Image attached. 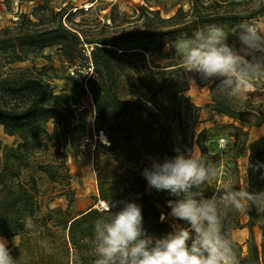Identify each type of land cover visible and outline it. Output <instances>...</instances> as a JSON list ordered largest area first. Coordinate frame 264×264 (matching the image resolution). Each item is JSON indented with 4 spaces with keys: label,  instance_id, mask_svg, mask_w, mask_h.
Masks as SVG:
<instances>
[{
    "label": "trees",
    "instance_id": "1",
    "mask_svg": "<svg viewBox=\"0 0 264 264\" xmlns=\"http://www.w3.org/2000/svg\"><path fill=\"white\" fill-rule=\"evenodd\" d=\"M23 1H19L17 8ZM248 2L192 0L187 9L180 5L167 17L161 16L155 6L140 5L134 19L143 22L129 28L117 22L113 8L108 16L112 29L103 33L102 26L89 37L79 22L64 24L65 20L71 21V7L52 10L49 17L37 20L20 9L15 12L16 19L21 16L19 24L1 29L0 51L6 52L5 65L24 61L54 46L62 64L74 65L81 59L82 45L92 44V70L85 84L94 105L93 129L108 139V144H102L103 156L95 158L97 198L104 204L136 202L141 206L148 233L161 237L172 231V222H161L160 215L170 212L167 200L173 197L148 188L142 171L152 159L162 161L178 152L187 154L196 147L218 169L217 177L201 188L205 197H211L217 188L264 191V168H248V160L250 165L264 164V136L248 141V130L243 127L264 123V111L240 96H221L217 92L218 80L201 81L196 77L197 85L209 88L212 110L232 119L223 125L233 129V140L220 160L219 155L208 151L205 143L210 129L195 130L200 122L199 107L187 95L190 82L172 47L178 38L190 37L211 24L224 27L230 43L232 27L241 22L253 23L264 14V1L255 8L249 7ZM42 3L36 0L32 8ZM14 28L17 31H10ZM161 55L169 60L161 64L153 59ZM43 57L51 60L49 54ZM47 67L45 64L40 68H8L7 74L0 73V126L5 134L17 137L12 145L0 142V236L7 240L10 254L19 264H95L94 224L107 213L93 205L65 218L58 216L60 207L42 210L37 180L31 173L24 174L32 165L31 152L53 147L60 154L64 144L77 149L79 131L89 124L86 120L73 122L74 109L65 101L66 94L53 91L45 74ZM68 77L76 84L72 76ZM49 121L51 131L47 128ZM245 155L246 173L241 183L238 159ZM35 167L51 181L67 185L65 159L36 163ZM72 193L69 189L61 192L67 195V206L73 201ZM122 206L120 203L112 211H119ZM245 214L244 224L230 219L224 223L231 236L236 228L247 229L245 253L242 244L233 239L236 259L238 264H264V217L255 208ZM26 218H31L33 228L25 227ZM255 225L261 231L260 244L254 236ZM17 235L20 241L14 245L11 238ZM24 251H28V258L21 257Z\"/></svg>",
    "mask_w": 264,
    "mask_h": 264
},
{
    "label": "clouds",
    "instance_id": "2",
    "mask_svg": "<svg viewBox=\"0 0 264 264\" xmlns=\"http://www.w3.org/2000/svg\"><path fill=\"white\" fill-rule=\"evenodd\" d=\"M231 34L239 47L229 44V32L216 24L198 29L190 37L184 35L172 45L190 83L196 77L218 80L217 92L228 98L255 91V81L264 79V32L241 22ZM249 167L259 171L264 164L250 165L248 160ZM217 175L216 165L194 150L162 161L152 159L142 176L149 189L173 197L167 200L170 212L160 215L161 222L171 217L172 231L161 237L150 235L139 204L106 202L103 211L107 215L94 224L95 264H238L234 240L224 221L230 211L244 213L255 208L264 213V191L217 188L211 197H205L202 186ZM120 203V210L113 212ZM25 227H34L31 218H26ZM0 264H19L2 236Z\"/></svg>",
    "mask_w": 264,
    "mask_h": 264
},
{
    "label": "rangeland",
    "instance_id": "3",
    "mask_svg": "<svg viewBox=\"0 0 264 264\" xmlns=\"http://www.w3.org/2000/svg\"><path fill=\"white\" fill-rule=\"evenodd\" d=\"M19 1L18 0V4ZM43 3L37 8H31L29 13L32 15L30 18L32 20H37L36 18H47L50 16L51 11H56L60 7H65L73 10L71 15V21L65 20L64 24L73 25L74 22L80 23V28L84 30L87 36H94L95 32H98L102 26H105L103 33H107L112 28H110V20L108 16L114 8V17L121 26L125 28L134 27L141 24L143 21L135 20L134 16L139 12L138 6L146 5L159 8L160 14L163 17L171 15L178 6H182L183 9H187L190 6L192 0H95L90 7H86L90 0H40ZM264 0H249L248 6L251 8L257 7L260 2ZM16 0H0V33L3 28H13L18 25L21 16L18 19H14L15 10L19 11L15 5ZM82 8L75 11L77 8ZM17 8V9H16ZM23 10V8H22ZM62 23L64 17H62ZM256 27H258L262 32H264V14L258 16L254 21H252ZM235 27L231 28V32ZM14 32L17 29H11ZM8 34V32L6 33ZM229 44H235L239 47V42L236 37L231 35ZM92 44L86 43L82 45L80 51L81 59L77 60L74 65L62 64L58 60L56 47H47L40 51L38 55L30 57L24 61H16L13 63L5 64L4 61L7 60L6 52L0 51V73H6L9 71L8 68H18V67H28L32 68L35 66L40 68L42 65H47L45 69V74L50 80V86L53 88L55 93L66 94L67 97L65 101L68 102L74 109L76 115L73 120L74 123H81L84 120L88 121L89 124L85 125L79 132V143L78 148L75 149L69 144H64L59 153L54 151L53 147H49L48 150L40 149L31 152V163L30 168L24 170V174H32L38 184L39 188V199L42 201V210H47V208H61V213L58 216L63 218L67 216H74L80 211L85 210L89 206L102 207L104 202L98 200L97 191V181H96V171H95V158L103 156L105 152L102 144L103 142L99 139V134H97L93 129L94 121V105L89 94L85 79L90 74L92 70L91 54ZM165 52L168 51L167 48L164 49ZM51 55V60L46 59L43 55ZM78 55V54H77ZM178 56V55H175ZM179 60L181 57L179 56ZM156 62L161 64L166 63L169 58L165 55L153 56ZM3 64V65H2ZM50 66V67H49ZM81 72V73H80ZM68 76H72L76 84L73 83ZM254 85L255 91L246 92L240 95L242 100H246L249 104L254 106L258 105L262 111H264V79L255 81ZM187 95L189 96L191 102L199 107V120L200 122L195 126V130L198 131L201 128H209V132L206 138V146L210 153H216L219 155V159L223 160L225 157V151L230 147V143L233 137L230 135L233 129L231 127L223 126L227 122H231L232 119L225 115L217 113L211 108V100L209 96L208 86L192 85L187 90ZM236 124H241L236 122ZM88 125L90 127H88ZM248 130V141H252L260 136H264V123L259 126L252 125L247 127L243 126ZM47 128L49 131L52 130V122L47 123ZM87 132L91 134L92 137H88ZM17 141L16 136H9L3 132L2 126H0V142L2 144L12 145ZM194 151L198 152L197 148L194 147ZM65 159V164L67 167V180L66 186L64 183H58L57 181H51L47 174L36 169V163H50V162H60V160ZM246 160L247 156H242L238 159V166L240 170V181L244 182L246 173ZM71 190L73 193V201L71 205L67 206L68 199L67 195L61 194L63 190ZM70 192V191H69ZM70 195V194H69ZM259 215L264 217V213L258 212ZM238 220L240 223L244 224L247 221V215L244 213H239L235 211H230L224 221L227 220ZM172 223L171 217L168 218ZM241 232H245V235H240ZM254 236L256 242L260 244L261 231L257 225L254 226ZM232 237L242 244V252L245 253L247 250L246 238L247 230L246 228H236L232 231ZM15 238V243H14ZM20 241V236H13L11 238L12 244L16 245ZM22 258H28V251H24L21 254ZM79 264V263H78Z\"/></svg>",
    "mask_w": 264,
    "mask_h": 264
},
{
    "label": "crops",
    "instance_id": "4",
    "mask_svg": "<svg viewBox=\"0 0 264 264\" xmlns=\"http://www.w3.org/2000/svg\"><path fill=\"white\" fill-rule=\"evenodd\" d=\"M35 1H36V0H24V1L22 2V4L20 5V9L23 8V11H27V12H29V10L35 5ZM193 84L196 85L195 82H191V83H190V86H192ZM246 230H247V229H246ZM240 235L244 236V235H245V232H241Z\"/></svg>",
    "mask_w": 264,
    "mask_h": 264
},
{
    "label": "bare ground",
    "instance_id": "5",
    "mask_svg": "<svg viewBox=\"0 0 264 264\" xmlns=\"http://www.w3.org/2000/svg\"><path fill=\"white\" fill-rule=\"evenodd\" d=\"M92 4H93V2H88L86 7H90ZM99 139L101 142L108 144V139L106 138V136L102 132L99 133Z\"/></svg>",
    "mask_w": 264,
    "mask_h": 264
},
{
    "label": "built area",
    "instance_id": "6",
    "mask_svg": "<svg viewBox=\"0 0 264 264\" xmlns=\"http://www.w3.org/2000/svg\"><path fill=\"white\" fill-rule=\"evenodd\" d=\"M15 5H16V7H17V5H18V0H16V2H15ZM17 9V8H16ZM15 12H16V10H15ZM14 19H16L17 17L15 16V17H13ZM85 45V47H86V44H84Z\"/></svg>",
    "mask_w": 264,
    "mask_h": 264
}]
</instances>
